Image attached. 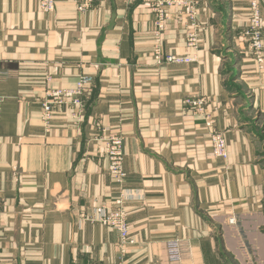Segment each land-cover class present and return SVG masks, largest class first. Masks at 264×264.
<instances>
[{"label": "crops", "instance_id": "0c3cea01", "mask_svg": "<svg viewBox=\"0 0 264 264\" xmlns=\"http://www.w3.org/2000/svg\"><path fill=\"white\" fill-rule=\"evenodd\" d=\"M196 1L199 47L188 46L194 26L177 6L162 35L166 53L195 62L158 65L149 0H97L84 12L56 0L51 13L41 0H0V264H120L118 232L100 216L122 191L108 170L110 133L124 137L137 241L125 264L264 262V138L255 133L264 119L251 116L264 113V69L244 36L249 2L222 0L224 16L213 0ZM81 74L94 78L81 119L57 107L46 132L40 99ZM198 97L214 128L186 105ZM214 129L227 159L213 153ZM171 238L183 242L179 262L168 258Z\"/></svg>", "mask_w": 264, "mask_h": 264}, {"label": "built area", "instance_id": "2783aa9c", "mask_svg": "<svg viewBox=\"0 0 264 264\" xmlns=\"http://www.w3.org/2000/svg\"><path fill=\"white\" fill-rule=\"evenodd\" d=\"M78 10L84 12L93 5L94 0H76ZM249 2V23L244 31V36L251 51L252 58L257 64L259 70L264 69V18L261 14L260 0H248ZM42 10L51 13L55 10L56 0H41ZM178 6L181 11L179 13L182 19L184 6L191 9V25L194 30L188 34V46L197 49L199 47V39L196 33L197 26L195 24L198 3L196 0H149V7L154 14L153 33L154 46L152 56L158 65H183L195 62L196 58L191 55L170 54L164 51L163 32L166 28L168 8ZM196 6V7H195ZM94 83L93 76L81 74L77 79L76 85L72 88H55L49 89L46 96L40 99L43 107L42 122L46 132L52 127V118L55 108L71 107L74 117L78 120L82 117V109L85 106L87 96ZM4 97L0 95V106ZM186 105L189 106L196 114L200 115L207 127L214 128L215 119L207 110V99L198 97L195 99H187ZM104 134L107 129L101 128ZM102 139V137H99ZM213 153L220 158H228V142L223 132L213 130L211 133ZM106 156L108 160V170L115 182L120 186L121 193L115 201V206L110 210H104L100 216L101 221L111 225L119 231V246L122 255L128 253L131 246L137 243L134 237H131L128 223V213L125 203L126 196L124 194L123 185L127 177L124 168V137L121 134H107ZM234 223L235 219H230ZM183 257V246L181 240L172 239L168 242V258L170 261H180Z\"/></svg>", "mask_w": 264, "mask_h": 264}, {"label": "rangeland", "instance_id": "374dc122", "mask_svg": "<svg viewBox=\"0 0 264 264\" xmlns=\"http://www.w3.org/2000/svg\"><path fill=\"white\" fill-rule=\"evenodd\" d=\"M97 0H94L93 1V4L96 2ZM213 2H214V6H216V7H221V4L218 2V0H213ZM178 7V6H177ZM196 7V6H195ZM170 8V7H169ZM179 8V7H178ZM196 9H197V12H198V6L196 7ZM222 9V12L224 13L225 11H226V9H227V7L225 6V7H222L221 8ZM182 11H183V16H182V19L183 18H185V19H187L189 22H190V24H191V21H192V17H191V9H190V7H188V6H184V8L182 9ZM223 13H222V16L220 17L221 18V20L222 21H224L225 19H224V16H223ZM197 17V16H196ZM168 18L169 17H167V21H168ZM199 39V38H198ZM227 55H229V58H230V60H229V63H228V65H229V67H232V64H233V61H234V59H235V55L233 54V53H227ZM190 64V63H189ZM233 68V67H232ZM242 91V90H241ZM252 118H257V117H259L261 120H263L264 119V113H262V112H258V111H254V112H252ZM204 123H205V121H204ZM259 124H262V123H259ZM206 125V124H205ZM215 125V124H214ZM207 126V125H206ZM257 132V135H258V139L260 140H262L263 138H264V131L262 130V127H260V125L259 126H256L255 127V133ZM227 139V138H226ZM212 141V140H211ZM263 147H264V145H263ZM213 150V149H212ZM0 201H1V198H0ZM102 222V221H101ZM236 222V221H235ZM103 223H105V222H103ZM128 223H129V221H128ZM105 224H107V223H105ZM109 225V224H108ZM111 226V225H110ZM129 230H130V228H129ZM116 231L118 232V246H119V241H120V238H119V231L116 229ZM130 235H131V237H133L132 236V234H131V231H130ZM172 239H179V240H181L180 238H171V239H169L168 241H167V254H168V242L170 241V240H172ZM181 243H182V246H183V242H182V240H181ZM118 252H119V254H120V257H119V259H120V264H125V259H126V256L128 255V253H126V254H124V255H122V253H121V251H120V248H118ZM183 255H184V250H183ZM182 259H183V257H182ZM181 259V260H182ZM180 260V261H181ZM172 262H179V261H172ZM243 264H244V262H242ZM249 264H264V262H261V261H259V260H257V261H255V262H250Z\"/></svg>", "mask_w": 264, "mask_h": 264}, {"label": "trees", "instance_id": "16d2710c", "mask_svg": "<svg viewBox=\"0 0 264 264\" xmlns=\"http://www.w3.org/2000/svg\"><path fill=\"white\" fill-rule=\"evenodd\" d=\"M218 2L221 4V7H218V8H222V7H227V3H224L222 0H218ZM228 14V7L226 9V11L224 12V16H227Z\"/></svg>", "mask_w": 264, "mask_h": 264}]
</instances>
